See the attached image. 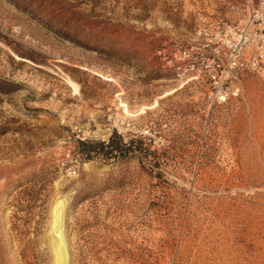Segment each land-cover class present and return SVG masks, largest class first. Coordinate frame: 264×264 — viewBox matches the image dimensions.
I'll return each mask as SVG.
<instances>
[{"label":"rangeland","instance_id":"374dc122","mask_svg":"<svg viewBox=\"0 0 264 264\" xmlns=\"http://www.w3.org/2000/svg\"><path fill=\"white\" fill-rule=\"evenodd\" d=\"M246 13L0 0V264H58L60 212L67 264H264V68L182 56Z\"/></svg>","mask_w":264,"mask_h":264},{"label":"built area","instance_id":"2783aa9c","mask_svg":"<svg viewBox=\"0 0 264 264\" xmlns=\"http://www.w3.org/2000/svg\"><path fill=\"white\" fill-rule=\"evenodd\" d=\"M241 1L247 7V13L240 23L216 33L198 46L196 51L184 49L183 58L204 60V51L210 49L212 56L205 59L206 66L214 65L218 69L229 70L235 76L264 68V0ZM210 76L214 83L217 82L218 74L212 72ZM238 91L239 86H235L233 93L237 94ZM220 92H224L222 88ZM221 97L224 98V94Z\"/></svg>","mask_w":264,"mask_h":264},{"label":"trees","instance_id":"16d2710c","mask_svg":"<svg viewBox=\"0 0 264 264\" xmlns=\"http://www.w3.org/2000/svg\"><path fill=\"white\" fill-rule=\"evenodd\" d=\"M137 141L138 145L134 146L132 142ZM143 141L141 139L131 140V142H124L120 137V141H116L114 136H111L108 142L92 143L86 140H80L81 152L87 158H93L95 155L108 156L112 154H121L124 157L130 152L143 148Z\"/></svg>","mask_w":264,"mask_h":264},{"label":"bare ground","instance_id":"6f19581e","mask_svg":"<svg viewBox=\"0 0 264 264\" xmlns=\"http://www.w3.org/2000/svg\"><path fill=\"white\" fill-rule=\"evenodd\" d=\"M61 214V212H60ZM57 225V242H56V254H57V263L58 264H67V252H66V244L64 241L63 227H62V219L60 218ZM63 216V215H62Z\"/></svg>","mask_w":264,"mask_h":264}]
</instances>
